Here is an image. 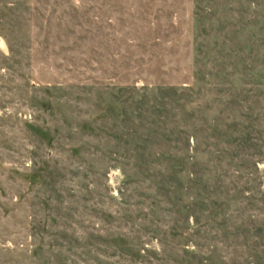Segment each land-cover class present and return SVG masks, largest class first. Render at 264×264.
Listing matches in <instances>:
<instances>
[{"label": "rangeland", "instance_id": "374dc122", "mask_svg": "<svg viewBox=\"0 0 264 264\" xmlns=\"http://www.w3.org/2000/svg\"><path fill=\"white\" fill-rule=\"evenodd\" d=\"M0 264H264V0H0Z\"/></svg>", "mask_w": 264, "mask_h": 264}]
</instances>
